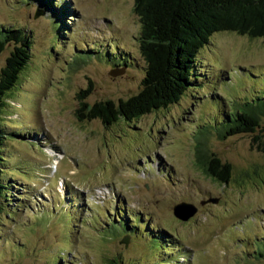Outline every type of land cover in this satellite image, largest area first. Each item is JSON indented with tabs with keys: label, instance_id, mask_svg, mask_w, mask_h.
<instances>
[{
	"label": "rangeland",
	"instance_id": "374dc122",
	"mask_svg": "<svg viewBox=\"0 0 264 264\" xmlns=\"http://www.w3.org/2000/svg\"><path fill=\"white\" fill-rule=\"evenodd\" d=\"M64 2L68 19L46 0H0V25L32 37L3 117L12 196L1 203L0 264H264V151L252 139L264 116L261 130L224 138L215 120L264 97V41L215 32L197 54L200 80L175 103L131 121H80L84 88L88 104L138 91L140 22L133 0ZM203 149L230 164L227 183L201 170ZM181 201L196 206L186 220L173 214ZM124 215L140 221L133 234L116 222Z\"/></svg>",
	"mask_w": 264,
	"mask_h": 264
},
{
	"label": "trees",
	"instance_id": "16d2710c",
	"mask_svg": "<svg viewBox=\"0 0 264 264\" xmlns=\"http://www.w3.org/2000/svg\"><path fill=\"white\" fill-rule=\"evenodd\" d=\"M46 2L51 5L57 17H61V13L68 15L66 2ZM133 10L140 22L138 49L143 60L140 87L126 99H118L117 102L100 100L92 104L85 101L91 88H84L77 93L76 114L80 121L98 118L105 125L112 124L119 118L131 121L175 103L200 80L196 72L197 54L215 32L231 31L264 41V0H133ZM61 18L68 19L67 16ZM8 43L12 44V49L0 69V214L1 203L12 196L10 181L1 180L2 164L6 160L5 135L9 132L5 130L3 117L6 108L11 106L8 93L11 90L12 94L19 85L21 75L31 58V31L23 27L0 25V53ZM120 63L126 65V59ZM260 99L259 103L244 100L246 102L242 110L230 109L226 114L217 115L215 120L223 125V131L218 136L224 138L238 133H253L258 128L261 130L264 97ZM252 139L254 146L264 151V134L262 137L255 134ZM196 158L200 163L199 167L208 177L220 183L229 181L230 164L221 162L216 155L204 149L198 151ZM124 216L127 217L119 218L121 221L116 222H121L123 231L129 230L133 234V229L138 227L140 221L138 219V222L130 226L128 221L131 217ZM155 230L152 227L151 233ZM164 234L170 235L171 232L165 230ZM155 235L151 236L157 239L163 236L160 234L159 237L157 233ZM255 251L258 254L264 252L258 249ZM162 252L168 255L166 247Z\"/></svg>",
	"mask_w": 264,
	"mask_h": 264
},
{
	"label": "water",
	"instance_id": "95a60500",
	"mask_svg": "<svg viewBox=\"0 0 264 264\" xmlns=\"http://www.w3.org/2000/svg\"><path fill=\"white\" fill-rule=\"evenodd\" d=\"M116 70L111 71L113 74ZM118 72V71H116ZM173 214L183 220H186L189 218L195 211L196 206H194L192 203H186V202H179L173 205L172 207ZM125 245H127V241H124Z\"/></svg>",
	"mask_w": 264,
	"mask_h": 264
}]
</instances>
